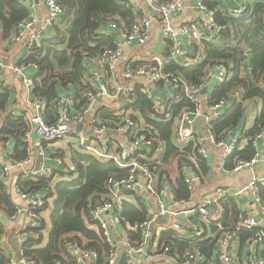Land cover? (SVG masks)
Segmentation results:
<instances>
[{"label":"built area","instance_id":"2783aa9c","mask_svg":"<svg viewBox=\"0 0 264 264\" xmlns=\"http://www.w3.org/2000/svg\"><path fill=\"white\" fill-rule=\"evenodd\" d=\"M25 7L31 5V0H18ZM149 6L158 14L159 21L162 24L163 34L170 40V50L168 59L175 61L181 65H188L200 61L202 59V40L206 33H212L215 30L219 32V28L214 22V11L206 7L201 0L196 4L197 13L193 16L186 15L184 20L179 25L172 24V18L175 14L184 11L186 0H145ZM46 11L42 18L32 15L20 20L15 27L14 42H22L28 50L40 47L44 34L56 24L62 16L63 8L58 0H44ZM250 10L247 6L242 5L232 8L230 13L233 15H243ZM202 12L206 16H202ZM262 19L264 20V10L262 11ZM152 19L148 15H140L129 24L111 22L110 27L114 30H119L120 36L123 38L122 43H118L114 47H104L98 55L101 66L105 69L113 71L119 63L123 49L126 45L133 43L144 45L150 38ZM187 38L194 47L192 58L187 54L186 48L182 45V38ZM211 35L208 36L210 38ZM22 65L17 63L11 67L12 72L22 77V83L25 88L33 92L34 80L32 76H24ZM28 66L37 69L34 63H29ZM4 65L0 62V88L8 87V80L2 75ZM229 75V69L224 64L219 63L215 72L207 71L204 75L203 83L195 84L182 79L179 76L163 71V61L157 58L150 57L146 62L128 66L123 72L125 80L129 84L125 87H120L118 91L123 89L125 93L124 105L130 106L134 102L133 94L136 86L141 78H144L152 83L158 84L161 81L169 80L172 82L173 90L169 97H175L182 93L194 107L192 109L184 107L178 114L176 124V134L179 142L186 144L188 141H193L195 136V119L201 114L200 107V92L203 85L210 79L222 83ZM88 81L94 88L85 89L81 96L84 99L80 108L71 112L68 109V104L72 102V96L66 95L59 98V103L63 106L58 109V115L54 121H48L44 118L43 112L45 104L41 98L32 95L25 102L24 115H26L27 127L22 134V139L27 146V154L21 160H12L13 166L21 170L20 174L23 178L35 177H50L55 173V169L46 166L43 163L45 158V146H50L59 141H63L70 135H75L76 148L81 153H86L100 160H112L119 167L126 170L125 175L119 177H110L106 181L107 197L98 204L92 206L89 211L91 220L99 227L101 233L108 244L104 264H124L130 260L132 264H144L145 260L151 256L150 237L152 235V223L174 212L166 205L163 199V190L156 186V178L159 162V148L161 146L155 143V139L146 131L144 122L141 118L132 117L131 113H125L120 119L114 123L102 121L99 118H93L90 122L92 138L86 139L80 133L72 130V123H80L84 116L89 113L98 96L116 97L117 91L110 88L106 80L103 70L94 71ZM146 97L151 101L153 111L156 115L163 118L168 117L170 109L162 95L152 93L147 87H143ZM233 94L232 96H236ZM231 96V97H232ZM226 98L209 105L208 112L205 114L207 123L220 115L222 109L227 106ZM14 113L12 111H9ZM1 127V122H0ZM108 131H114L121 135L122 139L118 142L116 148H113L110 141L105 139V134ZM206 139L213 145L222 148L223 157L219 162L221 167H224V159L235 148V142L227 143L226 140H216L211 130L207 127ZM199 140H196L198 142ZM261 143L264 147V128H262L253 138V144L256 146ZM47 149V148H46ZM197 154L203 158H207V151L203 147H198ZM262 153L260 149L255 148L253 156L249 159H238L233 167L234 171L243 169H252L259 161ZM57 165H62L64 159L56 154L54 157ZM190 162L196 164V157L190 156ZM12 166L3 164L2 176L3 179L9 177ZM75 171L73 163H69L65 169V173ZM72 174V173H71ZM74 174V173H73ZM200 177L192 172L185 174L184 181L190 192L194 190L196 182ZM259 187H264V177H256L240 188L239 193L251 190L255 196ZM146 193L150 199L143 200V211L145 218L138 223L137 228L140 231V239L135 242H126L122 249L118 248L110 238L109 224L107 216L111 213L114 223L119 224L120 214L117 209L123 202H128L126 192H133L143 197L142 193ZM17 192L21 200H23L24 208L15 207V212L7 218L14 220L17 213H24L25 222L15 234V239L18 243V251L7 255L5 264H35V262L24 256L21 250L23 242L32 235L31 229L37 227L41 222L40 210L45 206L46 193L20 191ZM222 187L211 188L207 186V193L202 197L201 202L196 206V213L202 220L208 221L211 219L217 228L222 229L218 222L221 216L220 201L226 196H233ZM143 199V198H142ZM189 198H173L172 206H187ZM216 208V212L211 214L210 209ZM20 210V211H19ZM3 222V221H2ZM261 220L255 215H243L236 226V230L246 229L252 230L251 235L246 238L247 246L254 248L259 244L264 243V229ZM173 228L179 229V224H174ZM219 238L220 255L219 259L225 264H235L231 254L233 242L237 239V233L231 230H222ZM193 235L199 237L201 231L195 229ZM69 248L74 249L76 262L78 264H95L97 253L95 250H82L75 243H70ZM172 247L168 245L161 246L162 254H169ZM251 250V249H250ZM252 251V250H251ZM54 264H61L56 261ZM180 264H201L198 261L196 249L188 246L183 250L180 258ZM246 264H264V251L260 254L250 253Z\"/></svg>","mask_w":264,"mask_h":264},{"label":"trees","instance_id":"16d2710c","mask_svg":"<svg viewBox=\"0 0 264 264\" xmlns=\"http://www.w3.org/2000/svg\"><path fill=\"white\" fill-rule=\"evenodd\" d=\"M63 8L59 21L50 29L51 33L44 36L40 47L28 50L19 60V64L34 63L37 71L33 76L34 95L39 98L51 101L55 99L57 86H65L69 82L77 81L82 76L83 63L85 59L98 56L104 47L111 46L107 37L98 33L100 26L106 21L129 24L135 18L132 6L125 0H58ZM208 8L214 11V22L222 28V32L206 33L202 40V59L200 61L181 65L175 61L165 58L163 71L174 73L182 79L201 84L205 73L213 65L224 64L229 69L227 79L222 82H215L209 105L226 98L228 107L224 108L216 118L208 122L216 140H225L227 131L234 128L242 120L244 106L243 101L257 98L262 103V110L255 121L253 129L248 133L249 145H253V138L264 128V20L262 19L263 4H258L243 15L222 13L214 0H201ZM27 8L18 0H0V26L3 33L15 30L16 24L27 17ZM211 35L210 38L208 36ZM247 53L249 58V74L244 73V62ZM89 87V86H88ZM87 89V86H83ZM82 89V88H80ZM236 96H232L233 94ZM175 97H165V101L172 110V118L164 121V118L154 113L152 103L141 86L137 85L133 94L134 102L127 106L131 109L132 117L142 118L146 131L155 139L164 141L162 157L158 162V169L165 156L177 157L178 164L185 163L193 165L189 157L199 156L197 149L200 143L180 144L175 147L172 141L173 132L176 130V118L184 107H194L180 92ZM232 96V97H231ZM167 98V100H166ZM8 92L0 88V143L6 144L10 138L15 141V148L11 154L13 160H21L27 154L26 143L22 134L27 127V120L21 115L6 112ZM102 121L114 123L120 119L119 113L104 112L100 115ZM160 145V144H159ZM246 147L244 157L237 155L238 159H249L253 156L255 149ZM254 146V145H253ZM248 149V150H247ZM234 150V149H233ZM232 150V152H233ZM224 159V166L228 157ZM75 171L71 172L69 180L56 181L53 183V176L23 178L17 176L15 185L20 191L46 193L45 206L40 213L49 207L48 199H52L50 205V227L47 242L44 241L45 225L41 217L40 224L31 229L32 235L22 244L21 250L24 256L33 260L35 264H54L59 261L61 264H78L74 249L69 248L70 243H75L82 250H95L97 260L95 264H104L108 244L105 241L101 230L94 228L89 211L93 205L103 202L106 199V181L110 177L125 175L126 170L119 167L112 160H99L86 153H76L73 156ZM234 162V165H235ZM232 166V168L234 167ZM3 163L0 162V212L9 218L15 212L13 203L4 180L2 179ZM74 173V174H73ZM62 174H65L63 171ZM178 183L175 190V199L189 198L190 192L184 181V175L180 172L177 176ZM53 183V184H52ZM258 196L264 204V187L258 188ZM133 192H126L130 195ZM122 204H126L123 202ZM222 209L218 222L222 229L218 230V240L222 230H231L243 235L244 240L252 234V230L239 229L236 226L241 217L245 214L238 209L235 199L226 196L220 201ZM125 211V210H124ZM122 212V211H121ZM128 222L135 226V230L126 228L130 239H139L140 231L137 228L139 222L145 218L143 208L141 211L134 209L129 214H120V221ZM264 229V227H263ZM176 229H169L166 233L165 245L175 247L178 242L185 244L183 248L192 246L200 249L199 237L180 236ZM5 235V225L0 219V264L6 263L7 253L1 242Z\"/></svg>","mask_w":264,"mask_h":264},{"label":"crops","instance_id":"0c3cea01","mask_svg":"<svg viewBox=\"0 0 264 264\" xmlns=\"http://www.w3.org/2000/svg\"><path fill=\"white\" fill-rule=\"evenodd\" d=\"M125 1L132 6V10L135 14L134 19L143 14L148 15L152 19L150 38L148 42L144 45H138L135 43L126 45L123 49L119 63L113 71L107 70L103 66H101L98 56L85 59L83 63L82 76L80 79L74 82H69L65 86H57L55 95L57 97L55 99L51 101L42 99L45 104L43 116L48 121H54L56 119V116L58 115V109L63 106L61 103H59L60 97L66 95L72 96V102L68 104V109L71 112H75L84 102V99L81 96L83 86H87V89L94 88V86L88 81V79L94 71L103 70L105 72V77L110 85V88L115 92L117 91V96L112 98L98 96L91 110L87 115L84 116L83 120L80 123H72L70 125L72 130L80 133L81 136H84L87 140L92 138L90 128L91 120L95 117L101 119V113L113 112L115 114L119 113L121 116L125 113H131V109H126V106L124 105L125 93L123 89L118 91L120 87H125L129 84V81L125 80V78L123 77L125 68L131 65L146 62L150 57L162 60L164 63L165 58H168L169 55L171 42L163 34L162 24L159 21L158 14H156V11L152 8V6H149L145 0ZM198 1L199 0H186L184 11L173 16L172 24L179 25L183 22L186 15H195L197 13L196 4ZM119 2H123V0H119ZM214 2L217 4L218 9L222 13H230V10L232 8L242 5L247 6L251 11L255 6L261 3L263 4L262 11L264 10V0H214ZM26 8L28 11L27 17L35 15L39 18H42L46 11L44 0H31V5ZM202 16H206V13L202 12ZM110 24V21H106L100 26L98 31V33L110 39L111 46L105 45L106 47H114L118 43H122L121 40H123V38L120 36L119 30L112 29L110 27ZM50 30L51 29H49L44 34V36L47 37L48 34L51 33ZM14 35L15 30L13 31V29H11L8 33H3V29L0 26V62L4 65L2 69V75L5 79L8 80V87L1 88L6 89V91L8 92V104L6 107V112L8 113L9 111H12L14 112V114L23 116L26 120V115H24L25 102L34 93L25 88L22 83L21 76H18L12 72L11 67L13 65H16L19 60L28 52L22 42H14ZM181 43L186 48L188 56L192 58L194 52L192 42L183 37ZM249 58L250 54L247 53L244 62V73L246 75H248L250 72ZM216 68L217 65H213L209 68L208 71L213 73L215 72ZM36 71V69L22 65V72L24 76L33 77ZM169 73L174 74L176 73V71H171ZM215 82L216 81L210 79L203 85V88L200 92L201 114L198 115L195 119V136L194 140L192 141V143H194L195 145L196 140H199L198 142L200 143V146L207 151V158L197 156L196 164H193L191 162L193 165L188 166L185 163H181V165H179L177 157L166 155L165 158H163V161L161 162L158 169L157 178L155 180L156 186L164 191L163 199L165 200L166 205L174 213L157 219L152 223V235L149 239L151 243V256H149L145 260L144 264H180V258L183 254V250L185 249L183 248V246L185 245L183 244V242L176 241L178 244H175V247H172L169 254L165 255L161 253V246L166 243V237H168L164 233H166L169 229H173L174 224H179L180 226L179 229H176L178 230V234L187 238L190 236L191 238L194 237L193 233L195 229H199L201 231L200 236L202 237H200L198 242V244L200 243V249L198 250L195 248L198 261L201 264H225L219 259V233L216 229V226L213 224V221L211 220L212 218L208 221L202 220L195 211L196 206L201 202L202 197L207 193V186L211 188L219 186L227 192L233 193L234 195L232 196V198L235 199L238 209L245 215H255L261 220V223L264 226V204L259 199L258 191L256 196L251 190L239 193L240 188L245 186L250 181V179L256 177H264V147L261 143H258L256 146L254 144V146H251L248 142V133L253 129L255 121L261 113L262 103L257 98L247 99L243 101L242 104L244 106V111L241 122L231 130L227 131L225 134L226 142L229 143L231 142V140L234 141L235 148L232 154L228 157L226 166L221 167L219 165V162L223 157L222 148L211 144L206 139V129L208 127V123L205 120V114H207L208 112V101L212 95ZM138 85L141 86L143 93H145L143 87H147L150 91H152V93L156 95H162L164 97L171 98L169 96L171 95V92L173 90V85L169 80L154 84L144 78H141L138 82ZM121 107H124L125 109L120 110ZM223 111L224 110L222 109L221 113ZM171 113L172 110L170 108L169 116L165 117L164 121H168L172 118ZM141 120L143 121L142 118ZM105 139L110 141L113 148H116L118 142L122 139V137L117 132L108 131L105 134ZM172 141L175 147H178V145L181 146L180 144L184 145V143L179 142L176 130L173 132ZM189 142L190 141H188L186 145ZM75 145L76 138L74 134L66 137V139L63 141H59L50 146L44 145L45 158L43 160V163L46 166L55 169V173L53 175V183L59 180L63 181L72 178L70 173L62 174V172L69 163H73V156L76 153H81ZM248 145L250 146V149H260L262 155L259 161L254 165L252 169L234 171L232 166L234 165L236 156L240 155L241 157H244L243 154L245 153L246 147ZM160 146L161 149L159 148L158 153L159 159L160 157H162V153L165 148L162 145ZM14 148L15 141L12 138H10L6 144L0 143V162L12 166L9 177L6 178V180L3 178L2 179L4 180L7 192L9 193L15 206L21 207V209H23L25 203L23 202V200H21L19 193L17 192V187L15 185L17 176L20 174L21 170L12 165L13 159L11 158V154ZM56 154L60 155V157L64 159L62 165H57V163L55 162L54 157L56 156ZM180 172L182 173V175H185L187 173L192 174V172H194L200 177V180L196 182L194 190L190 194V197L188 199L189 203L187 204V206L182 207H178L175 205L172 206L173 198L175 197L176 193V185L178 183L177 176ZM140 193H142L143 199L135 193H132L130 195L127 194L126 197L128 198V202H126V204L120 205V207L117 209L119 214L123 212L129 214V212H132L134 209H138L139 211H141V208L143 207V200L150 199V197H148L146 193H143L142 190H140ZM51 201L52 199H48L49 207L47 208V210L50 209ZM45 210L46 209L41 212V217L45 225L44 241L42 242V246H44L47 242V236L50 227L47 226L44 219V215L46 213ZM215 210L216 208L212 207L210 209L211 214H214V212H216ZM1 214L4 215L3 213ZM124 220L126 221L124 225L121 222L117 224L114 223L111 213L107 216L110 238L115 244L118 245L119 249H122L126 242H135L130 239L126 230V228L135 230V226L128 222L127 216L124 217ZM24 222V213L20 211L19 213H17L14 220H9L8 224H4L5 235H3V237L1 238V242L5 248L7 255L18 251V243L15 239V234L19 230H21ZM93 226L94 228L99 229L96 224H94ZM157 233L158 235H156ZM244 239L245 238H243V235H240V237L237 235V239L232 244L231 254L235 264H246L247 258L249 257L250 253L260 254L264 251V243L259 244L254 248H250L247 246V243ZM87 264H89V262H87Z\"/></svg>","mask_w":264,"mask_h":264},{"label":"rangeland","instance_id":"374dc122","mask_svg":"<svg viewBox=\"0 0 264 264\" xmlns=\"http://www.w3.org/2000/svg\"><path fill=\"white\" fill-rule=\"evenodd\" d=\"M124 109H125L124 107L120 108V110H124ZM158 143L160 145L164 146V141L158 140ZM45 211H46V213L44 215V219H45V222H46L47 226L49 227L50 226V212H51V209H49V210L46 209ZM156 235H158V233ZM124 264H132V263L130 262V260H127Z\"/></svg>","mask_w":264,"mask_h":264},{"label":"water","instance_id":"95a60500","mask_svg":"<svg viewBox=\"0 0 264 264\" xmlns=\"http://www.w3.org/2000/svg\"><path fill=\"white\" fill-rule=\"evenodd\" d=\"M219 32L224 31L222 28H219ZM123 42V40H121ZM0 219L3 221L4 224H7V218L0 213Z\"/></svg>","mask_w":264,"mask_h":264}]
</instances>
